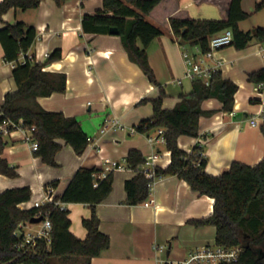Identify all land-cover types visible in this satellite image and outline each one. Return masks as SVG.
Here are the masks:
<instances>
[{
    "label": "crops",
    "instance_id": "crops-1",
    "mask_svg": "<svg viewBox=\"0 0 264 264\" xmlns=\"http://www.w3.org/2000/svg\"><path fill=\"white\" fill-rule=\"evenodd\" d=\"M261 1H242L249 18L264 13V9L256 11ZM179 9L195 19L221 18L216 5L199 4L195 0H165L148 17L152 24L163 29V35L153 40L147 49L158 85H153L139 66L130 62L118 35L84 32V16L102 11L103 0H66L62 5L55 0H44L37 9L11 10L3 16L0 29L5 23L19 21L37 29L34 44L26 54H21L19 61L33 57L35 62L44 63L47 61L46 52L51 54L61 50L63 59L45 70L66 74L67 90L41 98L39 104L47 111L77 118L87 135L98 139L94 148L100 152L87 149L79 156L71 146L58 140L63 147L56 156L57 167H51L36 156L24 141L23 134L15 131L4 137L3 158L16 169L18 176L13 179L0 175V194L8 189L29 187L31 200L20 206L29 209L53 182H57L55 195L61 196L79 168L101 169L100 159L103 164L109 160L122 163L133 149L140 151L145 158L154 153L160 154L157 166L163 169L169 166L172 161L166 145L151 146L146 135L109 132L98 138V133L107 118L117 117L127 127L151 118L154 112L151 103L140 102L157 98L159 86L167 94L164 108L168 110L181 101V94L192 91V81L185 77L184 44L175 39L167 23L169 15ZM246 21L239 24L242 31L258 27L264 29V23H256L253 29L245 30L242 25ZM259 45V41L253 40L246 49H237L232 44L216 52V58L225 63L221 68L223 77L239 88L234 110L201 118L198 138H179L178 146L187 153H191L195 146L201 148V155L207 162L206 172L210 175H221L234 162L254 166L264 159L263 126L253 127L250 124L251 117L264 112V85L249 79V74L264 69ZM185 46L191 55L200 56V48ZM13 67V64L4 61L0 45V105L6 94L17 90L12 76ZM221 107L218 100L210 99L204 104L207 111ZM148 134L154 136L156 131ZM136 174L130 168L114 172L112 193L96 207L100 230L110 237L111 244L93 258L91 264H161L159 261L169 264L186 259L205 245H216L215 227H195L191 223L212 215L214 199L194 192L176 176H167L157 182L152 192L155 206H129L125 184ZM66 207L70 211L71 232L77 238L85 239L87 231L82 220L91 216L90 206L66 204ZM155 245L163 247V252H156Z\"/></svg>",
    "mask_w": 264,
    "mask_h": 264
},
{
    "label": "trees",
    "instance_id": "trees-1",
    "mask_svg": "<svg viewBox=\"0 0 264 264\" xmlns=\"http://www.w3.org/2000/svg\"><path fill=\"white\" fill-rule=\"evenodd\" d=\"M44 0H3L0 3V22L11 10L28 11L37 9ZM66 0H55L58 5ZM165 0H103V10L93 15H85L82 28L85 33L110 35L111 28H117L123 48L129 60L142 70L153 85H158L149 63L147 49L156 38L163 35V29L152 24L148 17L156 12ZM199 4L209 3L218 7L221 18L218 20L195 19L186 11L179 9L167 19L168 27L176 40L190 47H198L207 52L213 36L231 29L233 45L246 49L253 41L264 42V29L255 28L242 31L239 24L249 19L250 14L242 7L243 0H195ZM264 9V0L256 6V11ZM37 37V29L24 22L5 23L0 29V45L3 59L13 64L12 76L17 90L8 93L0 105V125L10 120L24 121L25 127H36L34 137L39 144L35 153L42 162L57 167L56 156L62 149V140L71 146L79 156L88 148L89 136L75 117H66L62 112L47 111L39 104V99L53 94L65 93L67 76L63 73L46 71L62 58L61 50H55L44 63L25 58L20 63L21 54H26ZM139 43L141 46H139ZM255 84L264 85V69L249 74ZM207 85L203 80L192 82V91L181 94V101L171 110L164 108L167 94L162 87L155 99L142 100L151 103L153 115L139 122L138 131L149 133L161 128L165 130L166 149L170 152L171 163L165 169L158 167L160 177L176 176L185 181L191 189L201 196L214 199L213 213L202 220L191 221L195 227L213 226L216 228V245L241 250L237 263L264 264V159L250 166L240 162L232 163L229 170L218 176L206 172V160L201 148L195 146L191 153L180 148L182 136L198 138L200 120L217 113H231L235 106L238 85L215 73ZM218 100L219 110L207 111L204 104ZM146 128V130H145ZM264 137V126L262 127ZM6 146L0 135V175L9 178L18 176L16 169L3 158ZM144 155L138 150H130L127 162L136 176L125 184L127 204H143L150 195L147 179L141 170L145 163ZM98 168H79L67 188L56 199L65 204H86L91 208V216L82 220L87 231L85 239L77 238L71 232L70 211L54 204L45 205L42 210L48 213L52 223L51 243L41 240L35 251L25 255L17 246L20 238L16 236L21 224L30 223L39 210L20 208L31 200L29 187L8 189L0 194V264H91L110 247V237L100 230V219L96 207L107 200L113 190L114 175L99 179ZM49 186L54 188L57 182Z\"/></svg>",
    "mask_w": 264,
    "mask_h": 264
},
{
    "label": "built area",
    "instance_id": "built-area-1",
    "mask_svg": "<svg viewBox=\"0 0 264 264\" xmlns=\"http://www.w3.org/2000/svg\"><path fill=\"white\" fill-rule=\"evenodd\" d=\"M234 35L231 29H227L220 34L213 36L210 40L209 50L207 52L200 51V56H193L190 54L188 48L184 45L183 47V57L185 60L186 73L185 77L190 79L192 82L197 79L203 80L207 85L211 81L213 74L221 72V68L225 65L222 60L216 58V52L222 48L228 47L233 44ZM259 52L264 60V42H260ZM50 53L46 52L44 54L47 60L50 58ZM31 61H35L33 57H29ZM26 59L20 61V63H25ZM181 83V81H179ZM24 121L20 120L18 123L12 122L10 120L4 121L0 125V135L3 137L9 136L15 131H19L23 134L24 141L30 145V148L33 152H37L39 149V144L34 137L36 127H25ZM250 124L253 127L264 126V112L251 117ZM138 124L134 126L127 127L121 119L117 117L107 118L101 126V130L98 133V138L103 137L109 132H127L129 135L143 134L146 135L147 141L151 146L155 145H166L165 130L158 128L155 129L156 134L151 136L147 133H140L138 131ZM146 130V128H145ZM97 138L89 137L88 138V151L93 150L100 152L94 147L97 146ZM95 151V152H96ZM160 154L154 153L148 156L145 159V163L142 165L141 170L143 171L145 177L149 179L148 188L150 191L149 198L143 203L145 206L151 207L155 206V200L152 197V192L155 189V186L162 177L158 176L156 169L158 168L157 164L160 161ZM101 169L98 178L105 179L110 174H114L117 171H124L128 168V162L125 158L122 163L115 161H107L106 164H103L102 159H100ZM55 188L53 186H47L45 191L42 192L39 199L32 202V207H26L22 209L39 210L36 218H42L41 223L31 224L24 223L21 224L16 236L20 238V243L17 248L22 251L25 255L26 253H31L35 251L38 243L41 240H45L47 244L51 243L52 235V223L48 218V213H44L42 208L47 204H54L55 206L66 209V204L56 199ZM156 252H163L164 248L158 245L154 246ZM241 250L238 248H226L219 245L215 246H204L201 249L191 253L186 259L182 261H177L169 264H231L237 263L239 260ZM161 264H164V261H159ZM168 263V262H167Z\"/></svg>",
    "mask_w": 264,
    "mask_h": 264
},
{
    "label": "rangeland",
    "instance_id": "rangeland-1",
    "mask_svg": "<svg viewBox=\"0 0 264 264\" xmlns=\"http://www.w3.org/2000/svg\"><path fill=\"white\" fill-rule=\"evenodd\" d=\"M256 23H264V13L252 16L242 25V27L245 30L253 29V27L257 25ZM186 84L189 85L190 83L186 81Z\"/></svg>",
    "mask_w": 264,
    "mask_h": 264
},
{
    "label": "water",
    "instance_id": "water-1",
    "mask_svg": "<svg viewBox=\"0 0 264 264\" xmlns=\"http://www.w3.org/2000/svg\"><path fill=\"white\" fill-rule=\"evenodd\" d=\"M118 33H119V31H118L117 28H111L110 34H112V35H118ZM41 221H42V218L41 217L40 218L34 217V218H32L30 220V223L31 224H39V223H41Z\"/></svg>",
    "mask_w": 264,
    "mask_h": 264
}]
</instances>
